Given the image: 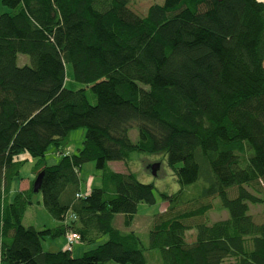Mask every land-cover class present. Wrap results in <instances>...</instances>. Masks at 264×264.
Returning <instances> with one entry per match:
<instances>
[{
  "label": "trees",
  "instance_id": "16d2710c",
  "mask_svg": "<svg viewBox=\"0 0 264 264\" xmlns=\"http://www.w3.org/2000/svg\"><path fill=\"white\" fill-rule=\"evenodd\" d=\"M133 2L3 0L0 264H147L146 251L160 264H264V2L165 0L143 16ZM68 65L96 104L67 88ZM79 128L83 146L69 153ZM52 146L60 159L48 165ZM134 153L166 155L180 185L161 193L147 246L113 225L123 214L131 226L140 204L156 203L153 184L109 167ZM31 160L29 189L14 193ZM87 163L101 171V187L83 193ZM41 172L38 204L58 224L27 227ZM213 203L228 217L212 221ZM71 234L79 239L70 246ZM61 237L64 249L44 248ZM104 237L73 256L77 242Z\"/></svg>",
  "mask_w": 264,
  "mask_h": 264
},
{
  "label": "rangeland",
  "instance_id": "374dc122",
  "mask_svg": "<svg viewBox=\"0 0 264 264\" xmlns=\"http://www.w3.org/2000/svg\"><path fill=\"white\" fill-rule=\"evenodd\" d=\"M165 3V0H134V2L130 5V7L138 14L140 15H146L147 11L150 6L154 4L162 5ZM9 9L3 5V0H0V11L1 12H7ZM22 57L21 60H19L20 64L24 63L23 57H26L28 63L30 62L28 56H20ZM67 88L72 90H82L87 91L86 87H84L82 84L76 82L73 79V68L71 65L67 66ZM90 91H87L89 101L91 104H96V97L95 92H93V89L90 88ZM86 129L85 128H79L74 131H72L68 136L67 141V149L66 151L69 153H78V150L82 148L83 141L85 139ZM131 139L135 142L138 140V131L136 129L132 130L130 133ZM60 156L56 152V148L54 146L50 147L48 150V153L46 155V161L48 165H55L59 162ZM35 164V160H31L28 163H26L25 166H23L21 170V177L22 179L27 178H33L32 177V168ZM159 164L160 169L156 176H154L151 173V166ZM110 169L117 171V172H123V173H129L133 172L137 174L139 177V180L145 184H153L155 189V196H156V203L154 205H148L145 203H142L138 207V213L136 214L131 226H127L125 224V216L123 214H117L114 218L113 225L115 228L123 231V232H129L134 231L136 232L142 242L145 246L148 245L149 241V232L153 226L154 223V217L162 211L164 208V203L161 197L162 192H167L169 194H175L180 190V185L177 181L176 176L174 175L173 171L168 167L167 164V158L164 154H158V155H148L143 153H134L132 155L131 161H129L127 164L125 163H117V162H111L109 163ZM81 179H82V185L81 190L83 193H86L91 188L95 187H101V171H98L96 168L95 163H87L83 166V169L81 171ZM22 183V180L19 178L15 179L13 190L14 193L18 190L20 184ZM41 199V195L35 194L34 195V205L33 207H30L27 215L24 219V225L25 226H35L36 228H42L44 224H46L48 227L51 224H47L48 220V214L44 207L38 204V200ZM218 203L220 201L218 200ZM213 208L210 211V217L212 221L225 219L228 217V213L226 210H221L218 207V204L213 203ZM263 208L261 206H252L251 212L255 216H260L262 214ZM194 234V232L188 233V238ZM57 240H63V237L57 239ZM56 240V241H57ZM107 241V237H104L100 239L95 244H85L83 242H77L73 248L74 253L73 256L76 258L81 257L85 251H89L92 249H95L100 244ZM50 244V240L47 239L44 242V248L48 250ZM83 249V250H82ZM145 258L147 261V264H160V255L157 251L152 252H145ZM116 264V263H111Z\"/></svg>",
  "mask_w": 264,
  "mask_h": 264
},
{
  "label": "crops",
  "instance_id": "0c3cea01",
  "mask_svg": "<svg viewBox=\"0 0 264 264\" xmlns=\"http://www.w3.org/2000/svg\"><path fill=\"white\" fill-rule=\"evenodd\" d=\"M259 1L264 2V0H259ZM31 181H32V178L31 177L30 178H27V179H24L22 181V183L20 184L21 185L20 186V190H28L29 187H30V185H31ZM48 220H49L47 222L48 225L51 224L52 226H56L58 224V222L54 221L53 219H50L49 216H48ZM44 225H46V224H44ZM50 244L51 245H49V248H48V251H50V252L56 251L59 248L60 249H64V247H65V239H63L61 241H58L56 243H54V241H50ZM72 252L74 253V248H73V251Z\"/></svg>",
  "mask_w": 264,
  "mask_h": 264
},
{
  "label": "water",
  "instance_id": "95a60500",
  "mask_svg": "<svg viewBox=\"0 0 264 264\" xmlns=\"http://www.w3.org/2000/svg\"><path fill=\"white\" fill-rule=\"evenodd\" d=\"M159 169H160V165L159 164H155V165L151 166L152 174L154 176H156ZM43 176H44V172H41L40 174L37 175V177H36V179L34 181L33 191H34L35 194H38L39 191H40Z\"/></svg>",
  "mask_w": 264,
  "mask_h": 264
},
{
  "label": "built area",
  "instance_id": "2783aa9c",
  "mask_svg": "<svg viewBox=\"0 0 264 264\" xmlns=\"http://www.w3.org/2000/svg\"><path fill=\"white\" fill-rule=\"evenodd\" d=\"M78 239H79V236L76 235V234H71V235H69V236H68V241H69L70 246L73 245V243H74L75 241H77ZM70 248H71V247H70Z\"/></svg>",
  "mask_w": 264,
  "mask_h": 264
}]
</instances>
